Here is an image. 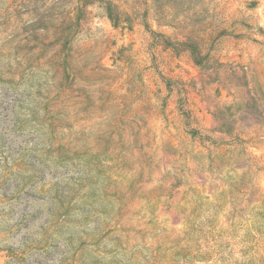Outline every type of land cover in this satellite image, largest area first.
Returning a JSON list of instances; mask_svg holds the SVG:
<instances>
[{"label": "rangeland", "instance_id": "obj_1", "mask_svg": "<svg viewBox=\"0 0 264 264\" xmlns=\"http://www.w3.org/2000/svg\"><path fill=\"white\" fill-rule=\"evenodd\" d=\"M0 264H264V0H0Z\"/></svg>", "mask_w": 264, "mask_h": 264}]
</instances>
